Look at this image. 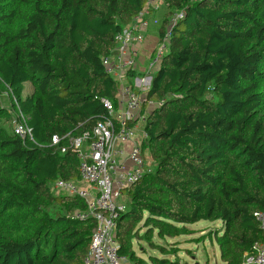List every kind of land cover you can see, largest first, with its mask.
Masks as SVG:
<instances>
[{
	"label": "trees",
	"instance_id": "1",
	"mask_svg": "<svg viewBox=\"0 0 264 264\" xmlns=\"http://www.w3.org/2000/svg\"><path fill=\"white\" fill-rule=\"evenodd\" d=\"M164 1L160 42L168 28L170 38L146 93V103L161 102L145 124L154 165L125 190L118 253L149 264L134 240L160 247L155 235L191 234L188 224L209 220L223 224L221 259L244 264L264 242L255 216L264 212V0ZM146 5L0 0V96L11 105L0 103V264H81L87 256L96 220L75 218L83 199L51 189L57 179L80 182V160L53 137L79 136L105 119L102 99L116 102L119 84L104 60ZM178 10L185 15L170 26ZM18 111L34 140L10 128Z\"/></svg>",
	"mask_w": 264,
	"mask_h": 264
},
{
	"label": "built area",
	"instance_id": "2",
	"mask_svg": "<svg viewBox=\"0 0 264 264\" xmlns=\"http://www.w3.org/2000/svg\"><path fill=\"white\" fill-rule=\"evenodd\" d=\"M162 4L167 7L164 0H147L146 7L133 23L117 35L113 54L104 60L105 71L119 84L116 102L102 99L107 110L105 119L79 136L53 137V144L63 139L68 141V146L80 160V181L91 185L88 188L80 182L57 179L51 186L56 193L83 199L86 209L76 210L75 218L85 220L93 217L97 222L89 252L81 264H133L118 253L116 222L127 209V202L122 201L124 191L153 169L150 152L144 148L148 139L145 124L148 114L161 102L146 103V93L151 72L159 66L169 42V28L156 50L151 70L137 78L134 86L128 82V75L138 69L134 46L143 39L135 32L147 26V18L159 11ZM184 15V11H175L170 18V26ZM13 129L21 138L34 140L27 117L20 111ZM61 151L65 152L66 148ZM255 216L264 235V212H257ZM244 264H264V242L252 245L251 250L244 254Z\"/></svg>",
	"mask_w": 264,
	"mask_h": 264
},
{
	"label": "rangeland",
	"instance_id": "3",
	"mask_svg": "<svg viewBox=\"0 0 264 264\" xmlns=\"http://www.w3.org/2000/svg\"><path fill=\"white\" fill-rule=\"evenodd\" d=\"M164 5L162 4L159 10H162ZM157 20L160 13H157ZM154 22L155 19L153 20ZM144 28H146L144 26ZM143 28V29H144ZM138 44V43H136ZM143 77V76H142ZM32 90L30 83L26 85L25 95ZM0 103L5 105L9 111H11V105L7 95L0 96ZM14 121L11 123L10 128L13 129L17 124L18 117L14 114ZM10 125V124H9ZM126 196V193L124 191ZM147 213H145V216ZM143 223L140 224L141 227ZM194 231L191 234L178 236V242H174L172 237L159 238L157 235L153 238L154 244L160 247H152L149 242H139L134 240V248L136 253L142 254L143 258L151 264L149 256H156L160 258H168L170 260H178L180 264H226L220 257L219 246L216 242V235L222 233V226L219 221L200 220L193 223ZM145 227L140 231L141 234L145 232ZM177 244V245H176ZM179 246V247H177Z\"/></svg>",
	"mask_w": 264,
	"mask_h": 264
},
{
	"label": "crops",
	"instance_id": "4",
	"mask_svg": "<svg viewBox=\"0 0 264 264\" xmlns=\"http://www.w3.org/2000/svg\"><path fill=\"white\" fill-rule=\"evenodd\" d=\"M167 9L163 8L162 10H159L155 13H153L151 16H149L147 18L148 24L146 26V28L142 29L141 31H136V35L143 36V39L141 40L140 43L136 44L134 46V50H135V56L137 59V63H138V69L135 70V74H134V80H136L137 78H141L142 76H145L148 73V70L150 71L152 68V60L155 57V53L156 50L160 44V28H161V24H162V20L164 17V14L166 13ZM160 13V16L158 17L159 21L157 20V13ZM156 19V22L153 21V19ZM31 92V91H30ZM29 92V93H30ZM80 183L88 188H91V185L85 182H81ZM127 196H125L122 198V201L127 202L126 199ZM219 223L222 226L223 229V224L219 221ZM193 224H188L187 227L191 230L194 231L195 228L192 227ZM178 236L176 237H172L175 243L178 242ZM171 239L170 237H166ZM177 245V244H176ZM179 247V246H177ZM138 256H142V254L137 253ZM150 257V255H148Z\"/></svg>",
	"mask_w": 264,
	"mask_h": 264
}]
</instances>
